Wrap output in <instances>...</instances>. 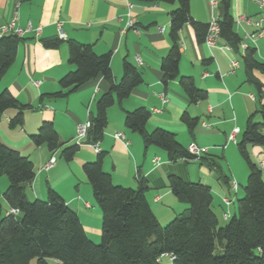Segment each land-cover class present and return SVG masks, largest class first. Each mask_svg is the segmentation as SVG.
<instances>
[{"label": "crops", "instance_id": "crops-1", "mask_svg": "<svg viewBox=\"0 0 264 264\" xmlns=\"http://www.w3.org/2000/svg\"><path fill=\"white\" fill-rule=\"evenodd\" d=\"M218 2L190 0V13L198 21L216 20ZM246 4L247 0H232L234 19L244 15L258 26L241 22L239 25L235 23L234 29L238 34L241 30L244 39L256 43L264 36L252 41L247 35L258 29L264 31V17L247 13ZM175 6L176 3L137 0H0V27L12 21L14 27L27 29L30 26V30L22 35L24 41L18 45L14 62L0 79V90L7 89L28 108L23 112L22 125L14 128L9 127L8 122L16 109L10 108L3 113L0 140L28 156L33 163L35 176L26 186L27 197L30 200L45 199L47 188L54 189L77 213L87 236L95 240L100 236L101 215L82 172V164L93 160L99 151L104 153L102 168L110 173L114 184L136 187L138 176L147 180L149 190L145 196L158 221L170 219L187 207L171 193L168 186L170 174L207 184L212 192L213 210V203H216L223 220L229 218L228 207L232 202L226 205L223 198H228L234 175L226 172L219 158L225 157L224 150L231 144L229 133L237 128L235 138L239 140L238 135L248 116L258 108L253 84L246 80L244 70L240 71V63L234 58L236 54L242 56L245 42L242 41L238 50L226 49L225 42L219 38L214 47H208L196 42L190 25L182 27L179 33V72L191 76L196 86L207 91L205 99L190 103L178 78L166 85L161 82L160 61L171 44L168 11ZM128 10L132 25H128ZM58 23L64 33L63 42L57 48H45L40 40L58 37ZM37 27H40L38 34L34 31ZM68 40L90 44L97 54L109 51L110 67L116 81L121 76L123 58H127L142 71L143 83L132 90L121 106L114 103L107 109V125L102 138L95 144L89 137L81 139L78 152L66 162L62 158L63 161L56 159V153H51L45 144L35 146L30 134L37 131L42 121L50 120L62 142H76L77 124L89 120L95 111L96 99L108 88L102 76H98L65 97L45 95L59 90V79L74 68L68 63ZM261 53L260 60L263 61L264 54ZM205 58L212 60L204 65ZM231 60L237 62L236 67L230 65ZM254 74L264 84V74L257 71ZM137 106H144L150 112L147 130L155 127L168 129L184 147L195 143L206 148V159L170 161L162 148L145 147L141 137L123 123L124 110H133ZM184 111L198 118L192 131L181 120ZM117 132L123 133L124 138L116 139L114 134ZM251 150L255 159L264 163V151L254 145ZM51 157H55V162L45 169L44 165ZM210 160L215 161L216 166L210 165ZM223 175L229 176L230 185L222 182ZM3 176H0V196L8 184ZM3 202L7 204L5 200ZM9 209L7 204L4 213ZM226 212L228 216L224 217Z\"/></svg>", "mask_w": 264, "mask_h": 264}, {"label": "trees", "instance_id": "trees-1", "mask_svg": "<svg viewBox=\"0 0 264 264\" xmlns=\"http://www.w3.org/2000/svg\"><path fill=\"white\" fill-rule=\"evenodd\" d=\"M137 1L176 3L168 11L171 44L160 61L161 82L166 85L178 78L190 103L205 99L207 91L196 86L191 76L179 72V33L188 24L196 42L205 43L209 22L192 17L190 0ZM218 10L219 38L231 49H240L243 38L234 29L232 0H219ZM23 41V36L14 33L0 35V79L14 62L18 45ZM40 41L45 48H57L63 42L59 37ZM67 47L68 63L74 68L59 79V90L45 95L65 97L102 76L108 88L96 99L85 135L95 144L107 125V109L114 103L121 106L132 90L143 83L142 71L123 58L121 76L116 81L109 51L97 54L90 44L74 40H68ZM211 60L205 58L202 63L207 65ZM242 62L246 80L255 88L258 109L248 116L241 138L235 144L248 167V175L243 196L236 199V210L223 225H219L212 208L210 187L176 174L168 176V186L174 197L187 207L162 225L145 196L149 190L147 180L138 176L136 187L114 184L110 173L102 168L104 153L99 151L95 160L82 164L101 215V241L95 243L87 236L77 213L54 189L47 188L45 199L27 197L26 186L35 176L33 163L28 156L0 141V176H6L8 181L2 196L9 208L17 212L3 213L0 202V264H159L162 255H168L171 264H264V178L247 150L250 145L264 146V84L254 74L256 71L264 74V61L258 58L255 46L245 45ZM10 108L16 109V113L9 120V127L21 126L28 106L21 104L7 89L0 90V121ZM256 115L261 120L255 121ZM149 118L150 112L144 106H137L124 110L123 123L141 137L145 147L154 145L165 150L170 161L206 159L207 152L199 156L189 153L168 129L147 130ZM181 120L192 131L198 118L184 111ZM30 139L35 146L45 144L53 154L58 151L66 162L79 150V143L60 140L50 120L42 121ZM209 164L216 166L217 163L210 160ZM221 180L230 185L229 176L223 175Z\"/></svg>", "mask_w": 264, "mask_h": 264}, {"label": "rangeland", "instance_id": "rangeland-1", "mask_svg": "<svg viewBox=\"0 0 264 264\" xmlns=\"http://www.w3.org/2000/svg\"><path fill=\"white\" fill-rule=\"evenodd\" d=\"M246 5H247V7H246L247 13H250V14L256 13L254 15H256L257 17L261 16L260 15L259 6L257 4H255V2H253L251 0H247V4ZM250 18H253V16H250ZM239 34L243 38V42H245V45L257 47V55H258V57L260 59V51L262 52L261 54H264V39H260V40L258 39L256 43H252L249 40L244 39L243 32L241 30H239ZM234 58H236L239 61V63H240L239 69H240V71L243 72L242 56H239V55L236 54V56H234ZM252 90H253L254 93H256L254 88H253V86H252ZM263 101H264V92H263ZM254 120L255 121H259L261 119H260L259 115H256ZM243 129L244 128H242L240 134L238 135V139L241 138V134H242ZM3 144H5V143H3ZM7 146L12 147L11 145H7ZM254 146L256 148L262 149L264 151V146H261V145H254ZM227 147L228 148L226 150H224V152H225L224 156L225 157L223 159L219 158V162H220V165L223 166V168L226 170V172L228 174H229V172L233 173L234 177L232 178V182L233 183L235 182L236 185H237V191L232 189L233 187H232V184H231V186L229 187V191L227 192V197L232 202L231 205L228 207V213H229L228 217H230L236 210V199L241 198L243 196V193H244L243 186L245 185V182H246V179H247L248 167H247L243 157L239 153L237 145L232 144V142H231V144H229ZM252 147H253V145L248 146L247 150H248L250 156L252 157V159L255 162H257V164H259V160L255 159V155H254L253 151L251 150ZM221 151L222 150H217V153H222ZM55 157H56V159H61V157H59V152L58 151L56 152ZM95 158L93 160H95ZM93 160H90V161H93ZM260 169L262 171V177L264 178V164H263V166H260ZM3 177L6 178V176H3ZM91 196L93 198L92 189H91ZM0 198H1L0 202L2 204V212L4 213L7 210V204H4V202H3L4 198L2 196H0ZM96 207H98V206L96 205ZM213 207L216 210V211L215 210L214 211L216 212V215L218 217L219 225H223L225 223V220H223L222 215L220 214V211L218 209L219 206L216 203H213ZM232 211H233V213H232ZM172 219H173V217L170 218V219H167V220L161 219L159 221H160V223L162 225H166ZM97 227H98V225H97ZM100 229H101V219L99 220V230ZM89 239L92 240L95 243H99L101 241V230H100V236H99V238L97 240H95L93 238H90V237H89ZM159 264H171V259L169 258L168 255H162L160 257V263Z\"/></svg>", "mask_w": 264, "mask_h": 264}, {"label": "built area", "instance_id": "built-area-1", "mask_svg": "<svg viewBox=\"0 0 264 264\" xmlns=\"http://www.w3.org/2000/svg\"><path fill=\"white\" fill-rule=\"evenodd\" d=\"M254 1L255 3L258 4L259 8H260V15L261 17H264V0H252ZM211 4H214L213 1H211ZM131 8V5L128 4V9ZM130 10H128V25H132L133 24V19L130 18ZM241 22H245L249 25L251 24H254L255 26H258V23H253L248 17H245L244 15H238L237 18L235 19V23L237 25H239ZM61 24L58 23L57 25V30H58V37L59 38H64V33L61 29ZM30 30V26L27 27V29H22L20 27H14V21H12L10 24H7V25H4V26H1L0 27V35L2 34H8V33H14L18 36H22L26 31ZM35 33L38 34L40 32V27H37L34 29ZM264 36V31L263 30H256L255 32L247 35L248 38H250L252 41L255 40L256 37H263ZM219 39V27H218V24L216 23V20L215 19H211L209 21V28H208V34L206 36V39H205V44L208 46V47H214L215 44H216V41ZM226 49H229L230 47L228 45H225ZM230 65L232 67H236L237 66V62L234 61V60H231L230 61ZM34 83L37 84V82L33 81ZM89 120H87L86 122L84 123H78L77 126H76V143H79V141L81 139H83L86 135V131H87V128L89 127ZM238 132V129L237 128H234L228 135V141H231L233 143H236V133ZM114 137L116 139H123L124 138V135L123 133L121 132H117L114 134ZM187 150L189 153L193 154V155H196V156H199L205 152H207V149L204 148V147H199L197 146L195 143H190L188 146H187ZM55 162V157H51L49 159V161L44 165V168L45 169H49L53 163ZM263 162L262 161H259V164L260 166H263ZM232 189L236 191L237 189V185L236 183L232 182ZM223 202L226 204V205H229L231 200L228 199V198H223ZM9 213H13V214H16V210L15 209H9L8 211ZM224 217L228 216V213H224L223 214Z\"/></svg>", "mask_w": 264, "mask_h": 264}]
</instances>
